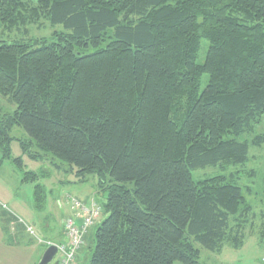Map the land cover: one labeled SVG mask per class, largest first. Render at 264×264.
I'll return each instance as SVG.
<instances>
[{
  "label": "trees",
  "instance_id": "1",
  "mask_svg": "<svg viewBox=\"0 0 264 264\" xmlns=\"http://www.w3.org/2000/svg\"><path fill=\"white\" fill-rule=\"evenodd\" d=\"M42 20L63 30L0 41V96L15 105L0 151L17 126L97 177L87 264H200L197 246L240 247L253 212L236 178L191 172L242 166L264 144L242 139L264 125V0H0V30Z\"/></svg>",
  "mask_w": 264,
  "mask_h": 264
},
{
  "label": "rangeland",
  "instance_id": "2",
  "mask_svg": "<svg viewBox=\"0 0 264 264\" xmlns=\"http://www.w3.org/2000/svg\"><path fill=\"white\" fill-rule=\"evenodd\" d=\"M61 30H63L61 25L52 26L49 21L42 20L40 25H31L24 30H0V41L9 43L49 39L52 33ZM104 46L103 43L100 47ZM95 49L89 47L80 53L91 54ZM205 53L206 43L203 41L197 63L203 61ZM205 83L204 77L201 89ZM14 110L15 105L0 96V112L11 115ZM263 133L264 125L261 124L254 128L252 134H244L242 139L250 141L256 134ZM11 136L13 139L9 144L8 157L3 156L0 151V229L5 233L6 240L16 241L22 246L23 264L26 263L27 256L29 257L27 264H38L48 247L45 245V239L55 237L62 220L72 215L69 197L75 198L87 207L92 202L101 206L105 200V193L100 192L101 189L97 190L95 175H88L82 180L75 171L67 168L65 163L30 144L29 137L21 128L13 127ZM21 142L26 143V146L23 147ZM230 175L236 178L242 188L247 204L252 207L253 217L246 225L245 238L240 247L224 245L219 251L210 252L197 246L200 251L199 262L264 264V144L260 147L249 146L248 159L242 166L222 165L191 172L193 181ZM36 187L40 188L39 199L35 195ZM103 218L99 219V223ZM97 226L95 223L89 229L92 240L88 244L83 241L82 247L88 245V248L81 253L78 264L88 263L94 249V231ZM29 246L32 247V254L27 250ZM56 260L57 258L51 264H55Z\"/></svg>",
  "mask_w": 264,
  "mask_h": 264
},
{
  "label": "built area",
  "instance_id": "3",
  "mask_svg": "<svg viewBox=\"0 0 264 264\" xmlns=\"http://www.w3.org/2000/svg\"><path fill=\"white\" fill-rule=\"evenodd\" d=\"M72 215L62 222L65 241L57 246L58 264H74L78 250L83 245V236L100 217L101 207L92 202L89 207L69 197Z\"/></svg>",
  "mask_w": 264,
  "mask_h": 264
},
{
  "label": "crops",
  "instance_id": "4",
  "mask_svg": "<svg viewBox=\"0 0 264 264\" xmlns=\"http://www.w3.org/2000/svg\"><path fill=\"white\" fill-rule=\"evenodd\" d=\"M101 217H103V216H100L96 220V224L99 223V219ZM62 222H63V220H62ZM62 222L60 224V228L58 229L55 237H53V238L51 237L50 239H47V238L45 239V245L46 246H50V245L58 246L59 244H61L65 241L64 234H63ZM90 231L91 230H89L88 233L85 234V236H84L83 241H84V243L86 242V244H88L92 240V234ZM10 236H11V234H10ZM9 239H11V238H9ZM85 248H88V245L86 247H82L78 250L76 257H75L74 264H78L81 253L85 250ZM22 250H23L22 246L19 243H17L16 241L6 240L5 233L3 232L2 229H0V264H23L22 263V257L24 254L22 253ZM24 250H26V249H24ZM27 250L32 254V247L31 246H29V248L27 247ZM27 250H26V252H27ZM31 254H29V256ZM56 258H57V256L53 260H55ZM28 261H29V257L27 256L25 264H27ZM55 264H58V260H56Z\"/></svg>",
  "mask_w": 264,
  "mask_h": 264
},
{
  "label": "water",
  "instance_id": "5",
  "mask_svg": "<svg viewBox=\"0 0 264 264\" xmlns=\"http://www.w3.org/2000/svg\"><path fill=\"white\" fill-rule=\"evenodd\" d=\"M56 255H57V247L55 245H50L44 251L38 264H50Z\"/></svg>",
  "mask_w": 264,
  "mask_h": 264
}]
</instances>
